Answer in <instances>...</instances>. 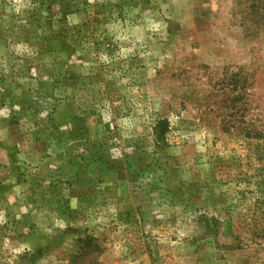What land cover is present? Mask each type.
I'll use <instances>...</instances> for the list:
<instances>
[{
    "label": "rangeland",
    "instance_id": "1",
    "mask_svg": "<svg viewBox=\"0 0 264 264\" xmlns=\"http://www.w3.org/2000/svg\"><path fill=\"white\" fill-rule=\"evenodd\" d=\"M245 102L264 0H0V264H264Z\"/></svg>",
    "mask_w": 264,
    "mask_h": 264
},
{
    "label": "trees",
    "instance_id": "2",
    "mask_svg": "<svg viewBox=\"0 0 264 264\" xmlns=\"http://www.w3.org/2000/svg\"><path fill=\"white\" fill-rule=\"evenodd\" d=\"M241 83V84H240ZM233 87L236 89H239V94L235 97L234 101H242L243 96L246 94V86L245 82H233ZM244 105H246V102L241 104L240 111L242 112V119L240 121V124L242 126L243 132L248 137H264V114H262V110L258 105L254 108V111L256 112L257 116L251 117V118H245L246 115ZM255 117V119H254ZM168 121L166 120H159L158 123L155 126V135L157 141H163L166 137V129L165 124H167ZM167 126V125H166Z\"/></svg>",
    "mask_w": 264,
    "mask_h": 264
}]
</instances>
